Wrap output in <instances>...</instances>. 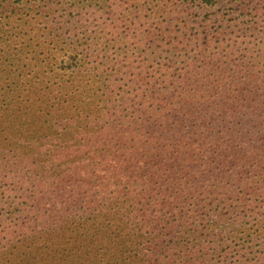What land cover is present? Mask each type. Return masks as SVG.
Segmentation results:
<instances>
[{"label": "rangeland", "instance_id": "1", "mask_svg": "<svg viewBox=\"0 0 264 264\" xmlns=\"http://www.w3.org/2000/svg\"><path fill=\"white\" fill-rule=\"evenodd\" d=\"M29 84L49 97L95 94L131 115L146 102L165 108L154 119L171 148L218 126L200 123L199 108L221 110L225 150L237 141L263 152L264 167V0H0V92ZM178 108L182 116L164 122ZM233 168L208 181L215 193L190 222L218 221L207 239L214 264H264V171L249 186L219 184ZM8 194L0 184V264H34L21 232L10 233L22 223Z\"/></svg>", "mask_w": 264, "mask_h": 264}, {"label": "trees", "instance_id": "2", "mask_svg": "<svg viewBox=\"0 0 264 264\" xmlns=\"http://www.w3.org/2000/svg\"><path fill=\"white\" fill-rule=\"evenodd\" d=\"M32 86L0 92V184L11 208L18 199L10 215L22 227L10 226V233L21 232L20 246L34 254L29 260L214 264L207 239L218 221L195 228L190 222L206 208L201 197L215 193L208 181L229 163L234 176L219 184L249 186L264 171L263 152L237 141L229 152L222 146L219 126L230 122L223 111L199 108L200 123L218 126L203 128L186 149L171 148V135L154 119L165 108L155 111L146 102L131 115L73 86L76 92L51 97ZM179 116L181 108L164 122Z\"/></svg>", "mask_w": 264, "mask_h": 264}]
</instances>
